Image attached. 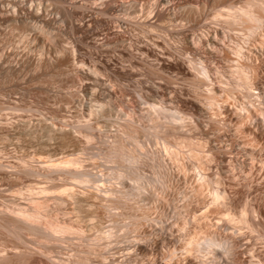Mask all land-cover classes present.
<instances>
[{
  "label": "rangeland",
  "instance_id": "1",
  "mask_svg": "<svg viewBox=\"0 0 264 264\" xmlns=\"http://www.w3.org/2000/svg\"><path fill=\"white\" fill-rule=\"evenodd\" d=\"M236 22L223 27L213 61L186 57L191 75L147 70L178 93L155 104L143 101L130 67L117 79L103 70L94 42L105 28L78 47L65 36L0 35V264H264V21L255 31ZM61 46L90 52L73 55L82 72H47ZM185 95L205 110V132L178 101Z\"/></svg>",
  "mask_w": 264,
  "mask_h": 264
},
{
  "label": "bare ground",
  "instance_id": "2",
  "mask_svg": "<svg viewBox=\"0 0 264 264\" xmlns=\"http://www.w3.org/2000/svg\"><path fill=\"white\" fill-rule=\"evenodd\" d=\"M197 1H196V3L199 2V1L198 2ZM192 2L194 3L195 1H193V0H11L10 2L5 3L4 1L0 0V35L9 31L8 33L14 32V33L19 34L21 37L22 36L26 37L29 35L28 33L31 32L35 35L33 37L34 40L38 39L37 37H39V35L45 34L46 38L49 41H53V42L54 41L60 42L61 39H63V36H65L69 42H71V43L75 42L76 44L75 43L74 44L77 45V42L83 40L82 35L85 34L86 32L92 31L93 29L94 30L96 29L95 31H98L97 29L100 27L105 28L106 31L99 29L101 32L100 31L97 32L100 34H99L98 39L95 38V39H97L96 42L92 41L94 39L91 40V42H94L98 48L100 47L99 50L100 49L102 50L101 52L99 51V53H101V54H97L96 59H100V62L101 61L103 62L104 67H102V64L98 60L99 66L104 68L103 70L106 69V72H108L107 73L108 75L110 73L107 70L108 68H111L112 70H114V71H112V70H110V71H112L113 73L115 72L113 75L114 76L117 75L116 79L122 75L125 76V74H123L125 69L130 67L129 68L131 71L130 73L133 75V76H131V74H130V76L132 78L134 76H136V78L138 80L136 82L139 83V86H138V83H136L137 87H139L138 89L142 91V95L145 99V100L143 99V101L146 102V100H147L149 102V101L155 100V99H153V97L157 96L160 93H161L160 95L169 96V94L173 91V90H170V89H172L171 86H168L170 88H168L167 86L162 87L159 82L150 79V78H152V75H151L152 72L155 75V71H153V69L159 73L164 72L165 74L168 73V75H171V74L172 75H178L175 77H181V76L184 77L186 75H191L190 74L191 70L188 67L189 65L186 66L185 62H184L187 60L186 57L187 58L191 57V59L196 58L195 60L198 59V62L200 61L199 58H205V60H206V59H209L212 57H214V58L216 57L215 55L217 54V51L220 48V45L222 46L221 42L223 40V37L226 36V34H225L226 32H225L223 27H225L227 25L212 26L211 25L212 20H215V21H213L214 23L216 22V20H218V21L220 20L221 24H222V22H224L225 24H228V26H230V27L232 25L231 28H233V26H234L233 24H235L236 20H240L241 23L240 24L238 23L239 27L241 24H243L241 27H243L244 30L246 28V30L249 29L250 31L251 30L255 31L253 28L255 26H257V24L259 22H261L262 18L264 17V0H202L200 2L201 3L200 5L198 3L199 6L198 5L194 6L192 4ZM209 19L211 21H209ZM206 20H208V21H206ZM263 21H264V19L262 20V22ZM209 23H211V24H209ZM214 23H213V25H214ZM219 24L220 23H218V25ZM260 25H262V24H260ZM227 27H225V29ZM163 28H165V30H163ZM228 29H229V27H228ZM233 29H235V27ZM93 32H92V34H93ZM31 33H30V35H31ZM224 34H225V36H224ZM88 35L89 34H87V36ZM96 35H98V34H96ZM92 38H94V37H92ZM87 41H89V40H87ZM82 43L79 42L78 45L82 44ZM89 43H90V41H89ZM58 45L60 46V44H58ZM78 45H77V47H78ZM83 45L84 44H82V46ZM89 45H91V44H89ZM82 46H79V47L81 48ZM72 48H75V46L74 47L72 46ZM89 48L90 47L88 46L87 49H89ZM93 48L91 47L88 51L93 50ZM96 48H94V49H96ZM98 48L96 50H98ZM58 49H57L58 51H56L58 53V56L57 57L54 56L56 58L53 57L54 58L53 59L51 57H47L48 65L50 66V69H52V70L49 69L50 71H47V72H51V71L53 72L54 70H58L56 72H59V73L62 72L61 74H67L70 71V73H68V74L71 75V70L74 71L80 67L78 62H84L83 60L78 61V59H77V61H75L73 58V55L80 53V51H78V50H82L83 48H81V49L76 48L77 53H75L76 49H74L72 52L71 51L72 49H70V50L65 49V47H63V46L59 47ZM83 51L80 54L90 53L87 51L86 52H83ZM91 53L96 55L95 51H91ZM89 55H91V54H89ZM94 55H92V56H94ZM77 56H78V54H77ZM82 56H79V57H82ZM86 56L87 55H85V57ZM85 57L84 58L82 57V58L85 59ZM184 58H185V60H184ZM86 60L87 59H85V61ZM91 60H93V59L91 58ZM201 60L203 61V59H201ZM209 60H210L209 62H211V59H209ZM206 61L208 62V60H206ZM212 61H213V58H212ZM45 62H46V60H45ZM92 62H94V61H92ZM95 62H97V61H95ZM194 62L196 63V61H194ZM77 64L79 67L77 66ZM88 64H89V62H88ZM94 64H96V63H94ZM97 64H96V67H97ZM48 65L45 64L44 66L47 67ZM66 65H68L69 67ZM65 66H66V68H70V70L68 72L67 71L63 72V67H65ZM96 67H93V68L90 67L92 69L89 68L90 70L88 71V73L90 75H92V74L98 75L99 74L98 75V77H99V76H101V73ZM48 68H46V69H48ZM98 68H100V67H98ZM79 69L81 70V68H79ZM148 69H150L149 71H151V73L149 71H147ZM1 70H2V68H1ZM12 70H14V69H12ZM64 70H65V68H64ZM83 70L85 71V69H83ZM128 71H126V72H128ZM56 72H54V73H56ZM65 72H67V73H65ZM78 72H80V71H78ZM81 72H82V70H81ZM106 72H104V73H106ZM112 72H111V74H112ZM148 72L150 75H147ZM86 73H87V71L85 72V75H86ZM80 74L81 73H79L78 76ZM83 75L81 77H84ZM90 75H87V76H90ZM90 77H93L94 80L96 79V78H94V76H90ZM122 78H124V77L122 76ZM134 80H135V78H134ZM99 81H100V79L97 81L99 84V87H102L103 89L108 90L107 92H109L112 89V87H113L112 84L104 83L105 81H102V82L101 81L99 82ZM88 82H89V80H88ZM93 82H95V81H93ZM94 84L96 85V83H94ZM185 85L186 84H184V86ZM192 87H193V85H192ZM180 88H182V87H180ZM173 89H175V88H173ZM186 90L187 89H185L184 91H186ZM176 91H177V89H176ZM179 91L181 92L180 89H179ZM112 92L113 91L111 90L110 95H112ZM173 92L175 93V91H173ZM186 92H188V91H186ZM139 93H141V92H139ZM108 94L109 93H107V95ZM175 94H173V95H175ZM177 95H178V93H177ZM176 96L175 97L169 96L168 101L170 100V102H171V101H173V99L175 100ZM48 97H51V96H45V98H48ZM186 97H188V96H186ZM186 97H183L182 100H178V101L179 102L182 101L185 104V105H181L182 107L187 105L188 107H190V109L195 110L197 112L198 120H196V118H195V120L197 121L196 124H198L197 127L199 126L200 129L204 130L206 127L205 123L202 122L201 118L198 116L201 115L203 117L205 110H203V108H201V106H199V104L196 102V100H194V97L192 99H190L189 97L187 99H185ZM21 98H25V93H22ZM41 98H43V97H41ZM50 99H52V98H50ZM43 102H44V99H43ZM43 102H42V104H43ZM61 103H63V102H60V101L55 102V104H58V105L59 104L61 105ZM183 103H181V104H183ZM63 104H65V103H63ZM148 104H150V103H148ZM153 104H155L154 101H153ZM151 106H152V104H151ZM154 106H156V105H154ZM59 107H61V106H59ZM63 108L64 107H61L59 109H63ZM192 117H193V115H192ZM51 128H49V131L51 130V133H52V131H54L55 129L54 128L51 129ZM63 130H65V128ZM65 131H62L59 129L57 131H54L52 136L56 135V136H58V138L59 137L62 138L66 135L67 131L66 132ZM203 132H205V130ZM67 133L71 134L72 132L68 131ZM70 134H67V135H70ZM62 139L64 140L65 138H62ZM223 154L218 155L219 156V158H218L219 159L218 160L219 161L218 162L219 163L218 170L220 171V173H223L224 171L227 170V169L225 170L226 165L223 164V161H225L226 155L224 156ZM72 161L69 159H66L64 161H60L59 163L55 162L52 164V167L53 166H55V167L59 166L60 167L61 164H68V163L70 164ZM239 164L241 167H245V165H246L243 162H241ZM47 166H48V164H47ZM50 166H51V164H50ZM65 168H67V167H65ZM65 168H63V169H65ZM68 169H70V168H68ZM75 173H77V172H75ZM78 174H80V173L78 172ZM72 175H74V174H72ZM215 176H217V175H215ZM77 177L79 179L81 178L79 176H77ZM222 178H223V176H222ZM79 179H78V181H79ZM10 181H12V180H10ZM83 181H84V178H83ZM216 182H215V184H216ZM12 183H13V181H12ZM202 185H203V183H202ZM212 186H214V185H212ZM215 186H217V185H215ZM212 188H211V190H212ZM213 189H215V187ZM216 194L218 196L220 195L218 193H216ZM23 210H25V209H23ZM33 211L31 212V214H24L23 215L22 213L19 214L20 213V210H19L18 214L23 215V217L29 219V218H34V216H36V214L33 213ZM22 212H25V211H22ZM37 213H38V210H37ZM16 214H17V212H16ZM37 216H38V214H37ZM20 217H22V216H20ZM241 218H245V217H241ZM20 221H21V218H20ZM31 222H32V220H31ZM54 224L52 222H49L47 225H48L49 229L53 230L55 228ZM208 253H210V252L208 251ZM233 253L235 254V252H233ZM221 256H222V254H221ZM228 256H230V253ZM232 256L234 258L235 255H232ZM236 256H237V254H236ZM219 257H220V255H219ZM226 258H227V256H226Z\"/></svg>",
  "mask_w": 264,
  "mask_h": 264
}]
</instances>
